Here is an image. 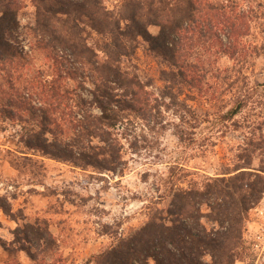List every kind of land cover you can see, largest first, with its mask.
<instances>
[{
    "label": "trees",
    "instance_id": "obj_1",
    "mask_svg": "<svg viewBox=\"0 0 264 264\" xmlns=\"http://www.w3.org/2000/svg\"><path fill=\"white\" fill-rule=\"evenodd\" d=\"M107 1L0 0V121L21 129L26 150L92 176L123 177L127 157L154 151L170 123L182 142L195 135L187 125L226 124L248 108L256 90L248 72L264 59V42L250 41L264 0H121L114 9ZM141 46L160 67V88L140 73ZM222 58L232 66L220 69ZM198 100L211 112L188 104ZM255 138L232 167L203 180L169 166L148 222L82 264H237L250 212L264 198L263 155L253 168L264 138ZM183 179L186 188L177 185ZM0 209L19 221L3 198ZM21 220L12 242L0 240L7 264L21 252L33 264L68 262L45 220Z\"/></svg>",
    "mask_w": 264,
    "mask_h": 264
},
{
    "label": "rangeland",
    "instance_id": "obj_2",
    "mask_svg": "<svg viewBox=\"0 0 264 264\" xmlns=\"http://www.w3.org/2000/svg\"><path fill=\"white\" fill-rule=\"evenodd\" d=\"M120 2L108 0L107 7L114 9ZM23 18L22 23L26 25L28 18ZM259 24H264V16ZM261 25L256 26L250 38L252 43L264 42V26ZM151 30L157 32L155 28ZM30 42L28 38L24 41L28 52ZM137 56L140 73L143 77L153 78L155 86L160 88L163 83L156 59L144 46L140 47ZM231 66L232 62L227 58L219 62L220 69ZM248 75L250 87L256 90L248 108L235 121L220 124L211 119L203 121L195 131L187 125V131L195 135H184L186 140L182 142L177 136L178 125L170 123L154 151L139 149L127 157L130 166L123 177L92 176L93 173L83 172L68 163L36 155L19 143L20 139L16 137L21 130L19 127L0 121V198L11 204L13 213L19 218L14 221L0 209V240L12 242V232L24 223L21 214L31 221L42 219L59 242V254L68 261L66 264H82L111 246L116 238L140 229L148 222L146 207L150 201L165 193L158 189L165 182L161 183L159 176L165 174L169 166L195 171V177L203 180L204 176H214L223 168L232 167L247 138L252 139L255 135L257 141L264 138L263 58L256 60ZM226 94L225 105L232 96L230 92ZM84 96L90 98L87 93ZM195 102L188 101V104L204 114L211 112L203 100ZM171 120L179 123L175 117ZM261 155L264 156V149L257 153L253 168L259 169ZM167 182L168 179L165 185L170 187ZM177 185L186 188L188 180L183 179ZM245 240L243 257L237 264H264V198L250 212ZM13 259L18 264H33L23 252ZM10 262L11 256L0 245V264Z\"/></svg>",
    "mask_w": 264,
    "mask_h": 264
}]
</instances>
